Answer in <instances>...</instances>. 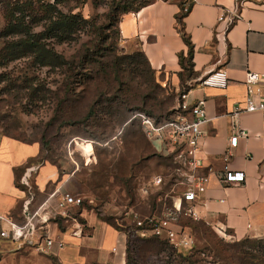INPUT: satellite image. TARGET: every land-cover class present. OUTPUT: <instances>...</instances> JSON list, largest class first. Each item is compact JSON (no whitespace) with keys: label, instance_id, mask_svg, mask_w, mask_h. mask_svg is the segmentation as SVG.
Wrapping results in <instances>:
<instances>
[{"label":"crops","instance_id":"crops-1","mask_svg":"<svg viewBox=\"0 0 264 264\" xmlns=\"http://www.w3.org/2000/svg\"><path fill=\"white\" fill-rule=\"evenodd\" d=\"M184 1L193 5L179 25ZM234 5L235 0H156L136 13L125 15L119 28L127 52H142L146 56L157 84L177 94L189 92L191 103L206 102L210 122L203 128L199 157L204 166L199 174H209L210 182L196 204L200 219L186 220L210 226L234 240L261 239L264 238V116L260 112H244L234 119L232 113L237 105L244 108L247 72L264 73V0H247L240 19L227 27L226 22H219V17L224 11L233 10ZM183 33L193 45L191 71L185 70L181 63L183 57L186 64L189 54ZM219 70L227 73L226 88L201 86L205 76ZM235 121L248 137L241 138L237 148L231 149L230 166L244 172L246 181L241 187H226L219 182L216 172L223 169V156L230 151ZM41 154L39 142L0 138V217L24 222L22 211L28 194L17 186V181L31 165L36 166ZM37 166L32 209L55 190L59 194L83 195L84 189L71 183L76 169L68 172L52 162ZM131 209L138 211L135 207L127 210ZM77 213L84 224L82 237H74L70 225H53L54 235L65 243L64 249H54L53 254L19 249L16 243L0 238V253L15 251L14 255L6 254L1 264H129L128 228L100 217L87 205ZM122 221L131 225L128 217ZM6 227L0 221V231Z\"/></svg>","mask_w":264,"mask_h":264},{"label":"rangeland","instance_id":"rangeland-1","mask_svg":"<svg viewBox=\"0 0 264 264\" xmlns=\"http://www.w3.org/2000/svg\"><path fill=\"white\" fill-rule=\"evenodd\" d=\"M93 1L87 0L73 13L93 19L99 26L107 24L106 4L94 7ZM75 5V1L69 2L63 10ZM5 24L0 5V32ZM105 35V48L99 42L89 44L93 33L84 34L78 42L57 45V51L72 65L66 70L32 68L25 61L0 68V74H10L9 80L0 81V137L39 142L42 163L52 162L68 172L77 170L71 183L84 189L79 193L89 198L87 208L130 228L122 221L127 209L135 207L149 214L160 200L172 203V197L183 188L173 158L162 155L159 144L148 140L141 121L134 119L137 113H150L155 120L171 118L178 96L157 84L142 56L129 58L138 52H127L115 27L105 29ZM83 44L89 48L88 60L82 58ZM65 79L72 83L67 93L61 88ZM41 84L51 89L46 101L35 95ZM91 110L94 115L87 119ZM83 141L100 144L88 163L77 146ZM37 172L32 176L33 186ZM158 176L163 184L152 187V179ZM193 228L195 246L188 253L190 261L182 260L168 243L133 238L128 249L130 264H264V238L234 240L205 224L196 223ZM6 254L15 251L0 253V264Z\"/></svg>","mask_w":264,"mask_h":264},{"label":"built area","instance_id":"built-area-1","mask_svg":"<svg viewBox=\"0 0 264 264\" xmlns=\"http://www.w3.org/2000/svg\"><path fill=\"white\" fill-rule=\"evenodd\" d=\"M246 2L247 0H235L233 10L224 11L219 17V22H226L227 27L232 26L240 19V11ZM190 7L191 3L184 1L182 13H188ZM200 84L203 87L226 88L227 73L223 70L213 71L205 76ZM245 85L247 96L244 108L237 105L232 117L235 119L244 112H260L264 116V73L248 71ZM177 96L175 113L170 119L157 122L144 113H137L134 119L138 118L141 121L148 140L158 143L165 156L173 157L176 164L175 171L180 180L178 183L183 186L181 193L170 198L172 200L170 204L167 200H160L158 208L150 214L143 215L131 209L125 212L124 217L131 220L130 228L127 230L129 236L133 238L158 237L166 239L176 250L191 251L195 246V240L192 228L184 225V221L200 219L196 204L200 196L208 190L210 176L199 174V170L204 166L199 152L205 135L203 128L210 122V119L204 100L191 103L189 92L186 91L179 92ZM246 137H248L247 132L235 121L229 139L230 151L223 156V169L216 172L217 179L226 187H241L245 184L246 174L231 169L230 157L231 149L237 148L240 139ZM262 140L264 146V136ZM90 143L94 148L100 146L94 141ZM89 157L92 159L94 154ZM86 163H88L87 159ZM38 169L39 166L29 167L19 181L20 186L28 194L23 204L24 222L18 223L10 218L0 217V221L7 224V227L0 231V238L16 243L19 249L29 248L41 254H53L54 249L65 248V243L54 235L53 225H70L73 228L72 235L82 237L84 224L81 223L77 210L84 208L89 201L83 195L59 194V190H55L37 208L32 209L35 198L32 176ZM162 184L161 176L155 177L150 183L152 187H160ZM147 192L148 189H144V193L147 194ZM224 238L227 237L224 236Z\"/></svg>","mask_w":264,"mask_h":264},{"label":"trees","instance_id":"trees-1","mask_svg":"<svg viewBox=\"0 0 264 264\" xmlns=\"http://www.w3.org/2000/svg\"><path fill=\"white\" fill-rule=\"evenodd\" d=\"M72 1H75L76 5L65 12L63 9ZM102 1H93L94 7H98L101 3H104L108 8L106 13L107 24L99 26L96 24L95 20H88L80 13H73L75 9L85 5L87 0H54V2H51L50 0H0V5L2 6L3 15L6 21L4 29L0 32V68L7 69L10 65L25 61V63L32 68H47L51 71L66 70L72 65L68 63L63 54L57 51V45L70 44L74 41L78 42L84 34L93 33L95 36L89 41V44L92 45L94 42H99L102 45V48H105L108 42V36L105 35V29L115 27L117 32H120L119 25L125 15L136 13L142 8L154 3L156 0ZM183 3L184 2H182V5ZM192 5L193 4L191 3L189 12L191 11ZM188 13L183 14L181 12L178 19L179 25L182 24V20ZM183 37L189 46V54L186 64L183 57H181V63L185 67V70L191 71L194 54L193 45L184 33ZM82 47L84 48L82 51V58L83 60H88L89 48L86 44H83ZM98 52H103V49H99ZM135 56H142L149 65L146 56L142 52H138L129 58H135ZM120 61L121 60H119V64ZM9 78L10 74L7 72L0 74L1 82L9 80ZM71 85L72 83L70 80L65 79L61 88L67 93L70 91ZM11 89L12 88L9 89V93L11 92ZM35 92V95H40L43 101H46V95L51 92V89L50 87L47 88V86H42L41 84L35 89ZM62 102L63 100L59 101L60 104ZM174 113L175 111L171 114L174 115ZM93 115L94 111L91 110L87 115V119ZM151 115L152 114L149 113L148 116ZM156 121L162 122L163 120L160 119ZM170 158L173 157L170 156ZM31 163H34V161ZM40 163L41 157L38 161H35V165L37 166ZM17 176L19 177V174H17ZM17 186L21 187L18 181ZM193 224L195 223H192L190 220L184 222V225H187L192 229H194ZM129 237L133 239L131 235ZM138 238H153L159 240L160 243H168L166 239L158 237ZM246 240L248 239L246 238ZM176 251L178 252L177 255H179L182 260L190 261V257L188 256L189 251ZM190 264L195 263L191 262Z\"/></svg>","mask_w":264,"mask_h":264},{"label":"bare ground","instance_id":"bare-ground-1","mask_svg":"<svg viewBox=\"0 0 264 264\" xmlns=\"http://www.w3.org/2000/svg\"><path fill=\"white\" fill-rule=\"evenodd\" d=\"M80 145V146H79ZM77 146L79 147L80 150L83 151L84 157L87 159L88 162H91L92 159H90L89 156L94 154V146L91 143L87 142H77Z\"/></svg>","mask_w":264,"mask_h":264}]
</instances>
